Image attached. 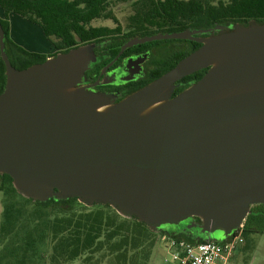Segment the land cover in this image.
Listing matches in <instances>:
<instances>
[{
	"label": "water",
	"instance_id": "obj_1",
	"mask_svg": "<svg viewBox=\"0 0 264 264\" xmlns=\"http://www.w3.org/2000/svg\"><path fill=\"white\" fill-rule=\"evenodd\" d=\"M4 38L0 23V174L25 199L110 206L153 232L199 219L201 235L224 240L264 205V23L129 41L122 49L158 40L201 46L117 103L83 85L94 44L17 70Z\"/></svg>",
	"mask_w": 264,
	"mask_h": 264
},
{
	"label": "trees",
	"instance_id": "obj_2",
	"mask_svg": "<svg viewBox=\"0 0 264 264\" xmlns=\"http://www.w3.org/2000/svg\"><path fill=\"white\" fill-rule=\"evenodd\" d=\"M113 1L127 0H0V23L5 33V49L11 65L17 70H24L34 64L43 63L48 57H54L84 44H94L97 52L98 49H106L114 50L112 53L115 54L124 41L133 37L171 34L185 30H208L216 26H225L229 29L237 24L247 26L251 22L264 23V0H138L135 4L139 6L136 16L140 19L150 15L159 17L161 23L156 29L152 26L151 29L143 28V25L132 26L128 34L119 35L104 29L92 28L93 21L113 17L109 9ZM12 14L37 24L49 43L56 48V52L52 56L30 53L13 43L9 26V18ZM182 42L186 43V49L178 55L177 63L201 46L189 41H178V43ZM104 56L106 55L101 56L103 63L110 58L109 54L107 58H102ZM91 68L99 69V62L93 63ZM206 71L207 69L201 70L178 82L179 87L173 96L201 79ZM5 82V66L0 57V94ZM0 184V192L17 193L8 175L0 174ZM35 203L44 208L58 209L59 206L67 208V210L59 208V214L48 224H44L45 229L42 230L53 240L55 257L79 258L88 252L105 250L108 256L115 255L120 263L126 264L131 259L129 253L139 251L143 264L148 261L155 243L156 232L136 219L123 218L110 206L104 205H101L104 207L102 210L95 212L75 211V205L78 203L76 199L64 201L51 199L46 203ZM16 221L13 205L6 206L2 233L7 235L9 231L11 232V227ZM196 223H200V220L196 219ZM254 228L264 229V212L261 210H252L248 215L243 224L242 236L257 232L252 230ZM36 230L39 231L37 227ZM167 235L169 238L193 244L203 242H194L183 236Z\"/></svg>",
	"mask_w": 264,
	"mask_h": 264
},
{
	"label": "rangeland",
	"instance_id": "obj_3",
	"mask_svg": "<svg viewBox=\"0 0 264 264\" xmlns=\"http://www.w3.org/2000/svg\"><path fill=\"white\" fill-rule=\"evenodd\" d=\"M138 0L113 1L109 5L113 17L111 19H99L91 23L92 28L104 29L109 33L119 35L129 33L132 26L156 29L161 23L159 17L150 15L145 19L136 16L139 6L135 5ZM188 1V0H178ZM17 22V23H16ZM21 24V25H20ZM19 25L21 27H19ZM9 26L18 30L17 40L25 45L26 51L30 53L43 54L55 53L56 48L50 50L51 46L43 33V30L35 23L30 22L19 15H11ZM142 31V30H141ZM182 45V43L180 44ZM49 55V54H48ZM1 185V184H0ZM13 205L17 221L11 227L7 235L1 231L4 223V210L6 206ZM67 208L58 207V209ZM101 205L85 206L81 203L75 205V211L95 212L102 210ZM57 208H44L26 200L18 193L7 191L0 192V264H122L115 255L108 256L105 250L95 253L88 252L82 257L71 258L64 256L57 258L54 255V243L45 229L48 224L59 214ZM114 210V209H113ZM251 210H261L264 206L251 207ZM39 231H35V229ZM255 233H248L243 237V243L231 257L230 264H264V229H252ZM42 233H41V232ZM44 235V237H42ZM168 235L158 231L154 237L155 243L146 264H175L171 259V252L168 247ZM131 259L126 264H143L139 251L130 252Z\"/></svg>",
	"mask_w": 264,
	"mask_h": 264
},
{
	"label": "flooded vegetation",
	"instance_id": "obj_4",
	"mask_svg": "<svg viewBox=\"0 0 264 264\" xmlns=\"http://www.w3.org/2000/svg\"><path fill=\"white\" fill-rule=\"evenodd\" d=\"M135 38L141 37H133L124 41L115 54L112 53L114 50L98 49L97 52L96 47L94 48L97 58L95 63L99 62L100 68H91L85 74L83 85L93 86L88 91L108 98L111 103L120 102L177 63L178 55L186 49V43L182 42V45H180L181 43H178V41L188 42V40H158L122 49L125 44ZM103 54L106 56L102 58H107V54L110 55V58H107L104 63L101 60ZM124 70L128 71L130 78L119 82L122 76L118 75ZM200 226L201 223H196V219H188L176 225H165L160 231L175 236H183L194 242H204L209 239L216 242L224 241L221 232H215L212 238L201 235Z\"/></svg>",
	"mask_w": 264,
	"mask_h": 264
},
{
	"label": "built area",
	"instance_id": "obj_5",
	"mask_svg": "<svg viewBox=\"0 0 264 264\" xmlns=\"http://www.w3.org/2000/svg\"><path fill=\"white\" fill-rule=\"evenodd\" d=\"M243 225L222 242L189 243L167 238L171 259L175 264H230L231 257L243 243Z\"/></svg>",
	"mask_w": 264,
	"mask_h": 264
},
{
	"label": "crops",
	"instance_id": "obj_6",
	"mask_svg": "<svg viewBox=\"0 0 264 264\" xmlns=\"http://www.w3.org/2000/svg\"><path fill=\"white\" fill-rule=\"evenodd\" d=\"M13 15V14H12ZM11 17V16H10ZM17 23V22H16ZM21 25V24H20ZM19 25V27H21ZM17 35H18V30H14L13 29V27L12 26H10V38H11V40H12V42L13 43H15L16 45H18V46H20L21 48H23L24 50H26L25 49V45H23L20 41H18L17 40ZM49 42V41H48ZM50 44V43H49ZM51 45V44H50ZM49 49L50 50H53V46L51 45L50 47H49ZM49 54V55H48ZM54 53H47V56H52ZM48 58H50V57H48Z\"/></svg>",
	"mask_w": 264,
	"mask_h": 264
}]
</instances>
